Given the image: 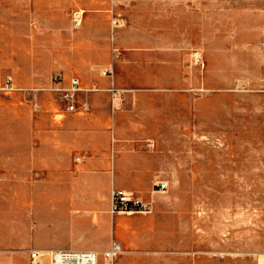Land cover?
Returning <instances> with one entry per match:
<instances>
[{
	"label": "rangeland",
	"instance_id": "1",
	"mask_svg": "<svg viewBox=\"0 0 264 264\" xmlns=\"http://www.w3.org/2000/svg\"><path fill=\"white\" fill-rule=\"evenodd\" d=\"M55 74L79 79L75 111L51 90ZM7 77L14 91L1 90ZM5 140L29 148L11 170L0 159V264L112 241L122 252L98 264H258L264 0L0 3ZM47 142L76 145L54 154ZM157 180L168 187L152 196ZM112 186L152 198V212L111 215Z\"/></svg>",
	"mask_w": 264,
	"mask_h": 264
},
{
	"label": "built area",
	"instance_id": "2",
	"mask_svg": "<svg viewBox=\"0 0 264 264\" xmlns=\"http://www.w3.org/2000/svg\"><path fill=\"white\" fill-rule=\"evenodd\" d=\"M73 18L75 22H79L80 13L74 12ZM111 71L108 70V73ZM51 81L56 85L51 90L58 94L59 100L63 103L66 110L69 112L76 110V103L78 100V94L85 92L80 87L78 78H70L67 86L60 84L58 75H52ZM3 91H14L15 88L12 83V78L7 77L4 80V84L1 88ZM31 95H35L34 90H28ZM113 96L117 89L111 88ZM84 109H88V104L85 101L82 105ZM167 182L165 180H157L153 183L152 196L154 194H161L167 190ZM153 199H143L134 195L131 191H126L121 188H111L109 192V213L114 214H149L153 210ZM121 252V246L119 243L112 241L108 248L98 254L95 250L89 249H31L28 251L29 264H43L45 260H49L50 264H98L100 255L107 263H111L116 255ZM262 260L258 264H264V253Z\"/></svg>",
	"mask_w": 264,
	"mask_h": 264
},
{
	"label": "crops",
	"instance_id": "3",
	"mask_svg": "<svg viewBox=\"0 0 264 264\" xmlns=\"http://www.w3.org/2000/svg\"><path fill=\"white\" fill-rule=\"evenodd\" d=\"M27 1L28 0H0V3L5 4V5H20V6H22V5L26 4ZM38 1H39V3L58 4L59 7L61 6V4H64V3L65 4H68V3L71 4V3L75 2V0L74 1L73 0H51V1L50 0H38ZM80 10L82 12H85V10H83V9H80ZM9 19H15V17H10ZM112 87L117 89L118 92L123 95V89H119V88H116L114 86H112ZM79 95H80V93L78 94V96ZM87 95H89V93H87ZM61 116L62 115L59 113L56 114L57 119H60ZM61 145H64V144H61L58 142L57 143H48V142L42 143V147H44L43 150L52 149L54 151V154H55L56 148H58V150H59ZM75 145L76 144L74 142H66V144L64 146L67 149H70V148H75ZM39 146H40V144L37 142L36 148L39 149ZM17 148L20 149V152L15 151V149H17ZM28 148H29L28 145L25 143L13 142L12 140H5L3 142H0V159L3 161V163L5 165H7L9 167L8 169L11 170V166H12V164H14V161H15V156L18 154L19 158H20L22 155H24L26 153ZM61 155H62V153H60V152L57 153L58 158L61 157ZM7 174L3 177L4 182L10 181L9 179L11 178V176L7 177ZM94 181H95L94 177L88 176L87 179L84 181L87 183V185H84L83 188H87L88 190L91 189ZM103 181H104V183H106V179L101 180L100 183H102ZM111 188H121V187L112 186ZM121 189H124V188H121ZM124 190H126V189H124ZM126 191H128V190H126ZM109 192H110V190H109ZM131 192H133V191H131ZM108 199H109V194H108ZM48 250H51V249H48ZM79 250H81V249H79Z\"/></svg>",
	"mask_w": 264,
	"mask_h": 264
},
{
	"label": "bare ground",
	"instance_id": "4",
	"mask_svg": "<svg viewBox=\"0 0 264 264\" xmlns=\"http://www.w3.org/2000/svg\"><path fill=\"white\" fill-rule=\"evenodd\" d=\"M81 11V10H80ZM82 12V11H81ZM79 250V249H78ZM122 252V251H121Z\"/></svg>",
	"mask_w": 264,
	"mask_h": 264
}]
</instances>
